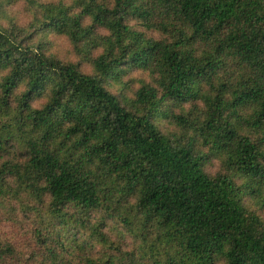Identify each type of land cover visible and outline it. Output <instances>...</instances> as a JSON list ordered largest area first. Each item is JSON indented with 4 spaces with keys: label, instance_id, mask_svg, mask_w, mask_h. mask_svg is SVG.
Returning <instances> with one entry per match:
<instances>
[{
    "label": "trees",
    "instance_id": "obj_1",
    "mask_svg": "<svg viewBox=\"0 0 264 264\" xmlns=\"http://www.w3.org/2000/svg\"><path fill=\"white\" fill-rule=\"evenodd\" d=\"M34 5V23L0 26V217L28 218L44 257L0 241V264H70L58 234L96 210L139 255L98 264H264V219L244 204L264 209V0ZM40 31L67 37L92 72L46 54ZM134 69L151 83L122 102L105 83ZM210 158L223 173L204 171Z\"/></svg>",
    "mask_w": 264,
    "mask_h": 264
},
{
    "label": "rangeland",
    "instance_id": "obj_2",
    "mask_svg": "<svg viewBox=\"0 0 264 264\" xmlns=\"http://www.w3.org/2000/svg\"><path fill=\"white\" fill-rule=\"evenodd\" d=\"M59 0H0V26L17 25L27 27L38 18V10L35 3H55ZM70 2V0H64ZM133 28L143 30L147 36L159 38L160 35L154 31L142 29L136 19H129L127 22ZM34 40L41 42L42 50L60 60L77 64L84 73H91L92 67L86 57L78 54L67 37L53 32L40 31L34 34ZM97 52V51H96ZM92 52V56L96 53ZM143 83H151L150 74L142 70H129L123 74L118 81H106L105 87L112 94L117 96L122 102L127 98H132L134 91ZM184 111L189 106L184 105ZM175 112H181L174 109ZM158 128L161 132L169 134L178 133L179 130L165 120H158ZM203 151L205 148L199 146ZM204 171L213 176L223 173L224 169L221 161L217 158H210L203 165ZM236 183H239L236 180ZM244 204L247 209L256 212L264 219V209L254 203L253 199L245 198ZM70 212L72 208L68 209ZM1 211V210H0ZM73 213L72 215H74ZM72 218V216H71ZM87 223L84 226L70 222L63 228L58 238L62 245L55 248L59 260L76 262V258L90 260L98 264L100 260L111 257L114 261L121 260L126 254L136 253L138 240L126 229L119 218L109 216L104 210L90 211L87 216ZM31 221L18 215L14 220H7L0 217V241L8 242L17 251L18 256L36 263L44 257L42 248L31 233ZM136 253V254H135ZM49 264H58L47 260ZM143 264H149L150 259L143 258Z\"/></svg>",
    "mask_w": 264,
    "mask_h": 264
}]
</instances>
